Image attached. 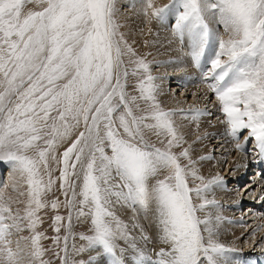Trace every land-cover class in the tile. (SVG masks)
<instances>
[{
  "label": "snow or ice",
  "instance_id": "6c2138e0",
  "mask_svg": "<svg viewBox=\"0 0 264 264\" xmlns=\"http://www.w3.org/2000/svg\"><path fill=\"white\" fill-rule=\"evenodd\" d=\"M170 12L174 35L187 44L193 64L210 65L202 80L219 104L226 134L243 151L246 131L245 144L254 140L264 158V0H173L159 8L145 0L146 17L163 22ZM114 16V0H0V161L19 175L27 195L21 216L0 193V264H23L25 258L47 264L37 228L54 183L50 160L62 164L60 187L66 198L71 191L67 206L78 205V217H90L91 234L79 237L86 243L73 246L77 254L96 250L110 264H126L129 251L133 264H234L235 249L219 241L208 211L215 201L206 197L222 179L199 175L188 149L173 151L185 143L177 114L157 101L149 64L124 41ZM211 24L222 26L227 39ZM125 57L134 65L131 75L139 77L138 95L126 91ZM190 112L181 110L193 121L204 114ZM81 126L58 160V145ZM146 130L164 147L146 140ZM190 180L199 183L191 187ZM115 205L152 211L167 247L146 253ZM23 221L31 235L13 251L12 230L22 231ZM67 240L62 264H85L68 259Z\"/></svg>",
  "mask_w": 264,
  "mask_h": 264
},
{
  "label": "bare ground",
  "instance_id": "6f19581e",
  "mask_svg": "<svg viewBox=\"0 0 264 264\" xmlns=\"http://www.w3.org/2000/svg\"><path fill=\"white\" fill-rule=\"evenodd\" d=\"M158 2L161 3V6L159 7H164L165 5H171L173 0H167L166 2L158 0ZM114 3H116L117 6L124 5L129 8L128 14L123 15V11L122 15H120V19L122 20V27L126 29L128 36L133 39L134 42L140 40V38L142 39L144 32L146 30H150V36L152 37V49H154L155 57L158 60L155 66L157 68L159 67L156 72L155 79V84L157 86V98L159 99L158 101L165 106V110L171 109V111L176 112L177 115L174 118L175 125L179 133L184 137V141L189 143V154L193 157L195 165L201 167V169L203 168L202 173H205L204 178L206 180L217 175L216 168L218 167L215 163L217 157L214 160L207 150V141H213L212 143L216 145L215 148L218 150L216 153L220 155L218 158V160H220L219 163L223 165L225 164V175L229 176L230 180H235L234 184L231 185V187L229 186V188H227V186L224 188V186L219 187V185H214L211 191L206 193V197L209 200L215 201V205L209 206L208 211L211 212L212 223L218 233L219 241L235 249V252L230 254L233 257L234 264H245L244 256L250 254V252L254 250V247L250 248V243L252 242L245 243L246 245H249L248 247H245L246 245L241 247V239H243L244 235L254 233V237L251 238H254L253 240H255V242L252 244L255 246L259 245L257 244L258 241L264 236V210H262V208L264 209L262 206L264 204L261 195L258 200L257 197L253 200L249 199V201L246 202L245 200H241L239 194L236 193L235 186L239 183L237 179H240V177L243 176L244 170L248 164L249 170L252 169L251 165H253L256 157L253 160H249L247 156H241L240 153L244 150H237L236 144H233L231 137H228L226 134V126L222 123L223 119L221 120V118H218L220 114L219 104L216 101L214 94L208 90L206 83L202 80L203 73L210 67V65L204 60H202V66L199 68L193 64L189 55V48L187 47V44H182L179 38L174 35V24L172 25L175 21L174 12H170L163 22H159L150 16L146 17L144 15L145 0H114ZM144 25H146L145 28ZM215 26V24L210 25L214 31H217ZM172 35L176 37L175 40L172 38ZM223 38L227 39V35ZM168 76L171 77L170 79L172 80H170ZM168 81H173V83L171 84V82L169 83ZM177 85L185 88V96H192L191 103L188 104L183 98H179L178 95L173 93V90V92H170L168 86L177 87ZM192 109H200L204 114L196 121L184 119L181 114V110L184 115H191L190 110ZM221 116H223L222 113ZM223 126L225 127L223 128ZM8 167L9 169L7 175L11 178V181H8L7 177L6 180H4L5 178L2 176V180L6 182L5 186V183L1 180L0 173V193L4 195L5 199L12 201L11 206L15 212L16 203L21 197V183L18 181V174L12 171L10 164ZM77 171H79V168ZM248 179L252 181L254 176ZM7 184L12 186L11 191L8 189ZM259 187V184L252 182L248 183L245 187V193H255L259 190ZM78 189L79 181H77L76 190L78 191ZM220 195H226L225 201L232 202V204L227 208L230 212L227 213L225 210L223 211L224 208L222 209V205L220 203L224 200H221V202L219 201V197H222ZM228 197L229 199H227ZM245 203H248L249 205L247 208L249 209L247 210L249 211V214L247 213V217H254L253 220H249V222H253V224L251 223L252 225L248 223V220L247 222H244L243 219H241L240 214L239 218L235 217L237 213H240L239 211L241 210L239 209ZM236 210L238 212L233 214ZM70 211L71 213L69 212V216H71V227L69 228L68 218L66 228V236L68 237V259L69 257H72L76 261H80L87 257L88 263L90 261V264H105L103 256L98 255L93 251L92 253H88V255L83 253L80 255L75 252L70 253V246H72L73 243V232L75 230L74 207L70 208ZM113 211L121 220L128 224L129 231L136 237L139 247H141L146 253L154 256L155 252L159 251L160 248L167 247L166 245L160 243V232L156 223L155 215L152 211H149L148 213H144L143 211L133 212L132 209L121 205H115ZM199 215L203 217L204 213H200ZM216 217H219V220H217ZM259 217H261V221ZM227 221L228 223H226ZM254 227H256V230H259V234L255 233V230H253ZM14 233L18 237L16 241L12 238L15 241L13 245L14 250H16L17 241L20 240L22 231L16 232L14 229ZM142 235L147 236L148 240L145 241L141 239ZM24 243L25 241L20 240L21 246H23ZM119 243L121 246H125L123 241H120ZM255 248L257 253L262 249L263 250L259 254L264 253V242L260 244V247L257 246ZM125 259L126 264H131L132 256L130 251L126 254ZM23 264H27L26 258Z\"/></svg>",
  "mask_w": 264,
  "mask_h": 264
},
{
  "label": "rangeland",
  "instance_id": "374dc122",
  "mask_svg": "<svg viewBox=\"0 0 264 264\" xmlns=\"http://www.w3.org/2000/svg\"><path fill=\"white\" fill-rule=\"evenodd\" d=\"M162 1L166 2L167 0H162ZM153 3H154V7H158L159 8V6H161L160 5L161 3H159L158 0L157 1L154 0ZM114 7H115V16H114V18H115V21H116V23L118 25L119 34H121L123 36L124 41H126L127 45L130 46L132 48V50L135 52L136 57L144 59L149 64L151 75L156 79V72L159 69V67L157 68L155 66L157 64L158 60L155 57L154 49H152L153 48L152 47V41H151L152 37L150 36V30H146L144 32L143 36H142V39L140 38L141 41L142 40H144V41L141 42L140 40H138V41L134 42V40L131 39L128 36V34L126 32V29L124 27H122V25H121L122 20L120 19V17H121L120 15H122L123 11H124L123 15L124 14L125 15L128 14L129 8L125 7L124 5H118L117 6L116 3H114ZM27 8L35 10L36 6L33 5V4H29L27 6ZM173 24H174V22L172 23V25ZM145 27H146V25H144V28ZM215 28L217 29V31L220 34V36H223V37L225 36L226 37V35H224L225 33L223 31L222 26H217L216 25ZM172 38L174 40L176 39V37L173 36V35H172ZM136 57H134V58H136ZM124 59H125V66L129 69V76H128L127 82H126V91L129 93V95H138V92L136 91V84L138 82L139 77L131 75V70L134 67V65H132L129 62L128 57H125ZM168 72H170V71H168ZM170 78L171 77H169V79ZM170 80H172V79H170ZM168 82L169 83L171 82V84L173 83V81H168ZM168 88H169L170 92L173 90L174 91V92L172 91L173 93L178 95L179 98H183L188 104L192 102L191 101V99H192L191 97L192 96L191 95L185 96V88H182V86H180V85H177V87L176 86H168ZM158 100L159 99L157 98V101ZM210 102H212V101H210ZM160 105L165 109V106H163L161 103H160ZM219 113L220 114H219L218 118H221V120H222L223 116H221V112L220 111H219ZM224 127L225 126H223V128ZM82 130H83V126H81L80 129H77L76 131H74L72 136H70L67 140L63 141L62 143H60L58 145V147L56 149V153H55L58 160L62 158V153L68 147L71 146V144L75 141L76 137L78 136L79 131H82ZM145 139L148 140L150 143L156 144L157 147H161V148L164 147V145H162V144H160L158 142L156 136L153 135L151 132H149L147 130L145 131ZM212 142L213 141H207V144H208L207 150L209 151V154L211 155V157L214 158V160L217 157V159L215 161L216 166L218 167V168H216L217 169V173H216L217 175L216 176H220L221 179H222V182H223L222 184L219 185V187L220 186H222V187L224 186V188H226V186H227V188H229V186L231 187V185L234 184L235 180L232 181V180L229 179V176L225 175V173H226L225 172V164L223 165V164L219 163L220 160H218V158L220 157V155L216 153V152H218V150H217V148H215L216 145L213 144ZM233 144H236V143L233 142ZM242 144H243V142H241V145ZM184 149H189V143L185 142V143H183V145L181 147L174 148L173 151L176 152L177 154H179ZM246 150L247 149H245V146H244V151L240 153L241 156H245V157L247 156L249 160H253L254 157L251 156V154L249 152H247ZM190 157L193 160V157L191 156V154H190ZM181 162L183 164L187 163L186 160H182ZM254 162H253V164H254ZM49 163H50V167L52 169L51 175H52V178L54 180V183L52 185L51 191L48 192L46 194V196L44 197V199L47 202L48 206L46 208L42 209L40 211V213H38V215H39V217L41 219V223L38 225L37 231L42 233V236H43V239L41 240L42 247L45 249V255H44L43 259L47 262V264H62V259L64 258V252L62 251V249L64 248V243H65L64 242V237L66 236V228H67V222H68V218H69V212L71 213L70 207L67 206V200L70 199V197H71V191H69L68 197L66 198L64 192L61 190V187H60L61 181L59 179V176H60V171L62 169V164H58L56 161H51V160H50ZM8 165H9V163H8ZM1 166L7 168V169H5L7 171H3ZM248 166H249V164L246 166V169L244 170L243 176H241L240 179H237V181H239V183L238 184L235 183V184H237V186H235L236 193L239 194L240 199L241 200H245V202L249 201V199L252 200L250 198L252 193H249V192L245 193L246 185H248V183H251L250 179H248V178H250V177L252 178V176H251L252 175V171L248 170L249 169ZM195 167L198 169L199 175L205 177V173H202L203 172V168L201 169V167L196 166V165H195ZM0 168H1V171H0L1 180H2V176H3L5 178L4 180H6V177H7L8 181H11V178L7 175L9 167L7 165H0ZM251 168H252V166H251ZM161 178H162V176H161ZM72 179H74V177ZM18 181L21 183V185H20V193H25V195H21V197L19 198L18 202L16 203L15 209L16 210H20V214H21V216H23L24 215V208L26 206V201H27L26 185L20 179V177H19ZM2 182H4L5 186H6V182L3 181V180H2ZM198 183H199L198 181L195 182V183L192 182L191 180L189 181V184H190L191 187H194L195 184H198ZM7 186H8V189L11 191L12 190V186H9V184H7ZM78 191H79V189H78ZM220 196H222V197H219L220 198L219 201L221 202V200H224V201H222L220 203L222 205V209L224 208L223 211L225 210V212H227V213L230 212L229 209H227V208H228L229 205L232 204V202L225 201L226 200L225 199L226 195L225 196L224 195H220ZM79 199H80V197L77 196V202L79 201ZM227 199H229V197ZM53 201H58V205L59 206L56 209H53L51 207V203ZM194 202L199 203L198 201H194ZM248 206H249L248 203H245L239 209V210H241V211H239L240 213H237L235 217L239 218V214H240V217H241V219H243L244 222H247V220H248V223L250 225H252L253 222L252 221L249 222V220H253L254 217H252V216H248L247 217V215L249 214L248 213L249 211H247V210H249V209H247ZM262 206L264 207V205H262ZM77 207H78V205H77ZM77 207H74V216H75L74 217V221H75V226L74 227H75V230L73 232V237H72V242L73 243H72V246H70V253L74 252L73 251V245L76 248H80L81 246L85 245L86 242L79 239V237L81 235H89V234H91V232H90V229H91L90 217H87V216L78 217V215H77ZM262 210H264V209L262 208ZM236 212H238V211L236 210L233 214H235ZM56 216L62 217L63 218L62 221L57 222L55 220ZM259 219L261 221V217H259ZM226 223H228V221ZM57 226L60 227V231L59 232L55 231V228ZM22 229L23 230H22L21 237H28V236L31 235L30 231L27 229V221H23L22 222ZM253 230H255V233L259 234V230H256V227H254ZM251 237H254V233L253 234L249 233L247 235H244L243 239H241V243H240L241 247H244L246 245L245 243H248V242H252L254 244L255 240H253L254 238H251ZM12 238L15 241L18 239V237L14 233V229L12 230V236L10 238L11 239L10 247L13 249V251H15L14 250V245H13V243L15 241ZM57 238H59V243H57ZM21 241H23V240H21ZM259 241L257 243L259 245H257V246L260 247V244H262L264 242V236ZM252 243H250L251 244L250 248L254 247V250H252V252H250V254L244 256L245 257V261L246 260H250L254 256V254H259L263 250L262 249L260 252L257 253V250L255 248L257 246L253 245ZM248 246L249 245H246L245 247H248ZM92 251L94 253H97L98 255H102V253H100V252L98 253V251H96V250H87L83 254L88 255V253H92ZM80 255H81V253H80ZM260 255L261 254H259V256ZM69 260L76 261L72 257L71 258L69 257ZM83 261L85 262V264H89L88 260H87V257L83 258Z\"/></svg>",
  "mask_w": 264,
  "mask_h": 264
}]
</instances>
